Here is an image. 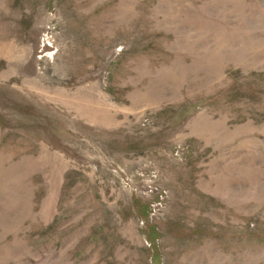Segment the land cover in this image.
Masks as SVG:
<instances>
[{
	"label": "rangeland",
	"instance_id": "374dc122",
	"mask_svg": "<svg viewBox=\"0 0 264 264\" xmlns=\"http://www.w3.org/2000/svg\"><path fill=\"white\" fill-rule=\"evenodd\" d=\"M0 264H264V0H0Z\"/></svg>",
	"mask_w": 264,
	"mask_h": 264
}]
</instances>
